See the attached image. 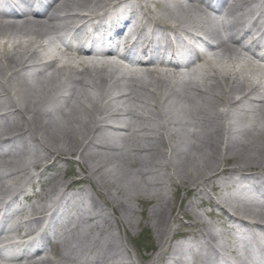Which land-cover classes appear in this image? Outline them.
<instances>
[{
  "label": "bare ground",
  "instance_id": "1",
  "mask_svg": "<svg viewBox=\"0 0 264 264\" xmlns=\"http://www.w3.org/2000/svg\"><path fill=\"white\" fill-rule=\"evenodd\" d=\"M12 1L0 6L1 16L14 12ZM29 2L44 13L30 18L24 11L12 21L0 19V148L10 147L2 153L10 158H0L1 252L14 246V234L32 232L22 248L27 256L12 264H114L107 232L84 199L82 182H88L126 236L134 224L131 202L151 204L142 213L153 226L158 251L148 264H249L256 258L264 264V69L240 53L258 45L264 0L209 1L219 13L213 20L196 4L176 0L24 3ZM130 19L140 23L136 34L148 35L147 43L152 36L154 40V51L132 52L149 62L134 71L110 60L113 53L85 61L64 59L59 49L46 51L49 33L59 29L72 31L83 56L89 54L83 50L96 47L110 51ZM57 20L66 22L58 26ZM16 34L27 40H15ZM186 39L208 45L209 55L188 59L192 46L184 45ZM178 45L183 47L180 61ZM215 56L224 62L212 60ZM152 60L159 66L147 67ZM165 61L172 63L165 66ZM78 85L86 90L78 93ZM147 107L152 110L145 111ZM24 137L43 153L25 158L31 145L16 143ZM117 149L121 151L106 152ZM147 153L165 156L166 162L162 165L160 159L153 168L193 193L176 216L163 188L150 189L148 179L139 178V167L147 174L151 164ZM66 154H79L85 175L73 181L45 177L44 171L57 168V157ZM51 157L53 163L43 162ZM32 166L41 169L39 176L29 174ZM36 185L38 192L23 194L25 187ZM34 198L31 210L22 206ZM206 205L219 210V222L206 221L197 211ZM205 212L215 214L213 209ZM67 216L71 220L65 224ZM182 217L189 221L185 228ZM81 228L83 235L76 240L74 233Z\"/></svg>",
  "mask_w": 264,
  "mask_h": 264
},
{
  "label": "rangeland",
  "instance_id": "2",
  "mask_svg": "<svg viewBox=\"0 0 264 264\" xmlns=\"http://www.w3.org/2000/svg\"><path fill=\"white\" fill-rule=\"evenodd\" d=\"M264 13H262L263 16ZM183 21V20H181ZM65 20H57L56 24L59 25H63L65 24ZM54 31H51L49 33V36L51 37V33H53ZM13 38L17 41H24L27 39H22V35L16 34L13 36ZM48 39V38H47ZM45 44H48V41H45ZM46 50H49L48 45H46ZM45 52V51H44ZM68 57H64V59H67ZM214 61H216L217 63H223L224 61L221 60L220 57H212ZM76 89L81 92H84V90H86L84 87L78 85L76 86ZM144 95L147 93H143ZM148 95V94H147ZM149 96V95H148ZM150 101V100H149ZM132 106L138 107L137 103H132ZM150 108V110L145 109V111H151V107H147ZM0 121V124H2ZM113 122H117L116 120H113ZM116 124V123H114ZM16 143L18 146L21 145H26L28 144L29 146L31 145V151L29 154H24L25 158H30L31 156H39V154L41 155L43 152V149L41 147H38L37 145H33L34 142L29 140V138H20L18 140H16ZM8 147V148H7ZM9 145L5 146L4 148H0V158H5V159H9L10 157H6L3 156L2 157V153L6 152L9 149ZM12 148V147H11ZM21 152V150H19ZM91 152L92 149L89 150H85V152ZM117 151H121L119 149L117 150H107L106 152H109L110 154H114ZM126 154L127 152L129 154H135L136 152H132V150H128V149H123L122 152H125ZM156 153V152H155ZM159 153H163L159 152ZM131 156V155H130ZM57 157V156H55ZM116 156H113V158H115ZM132 157V156H131ZM147 157H148V161L151 163L148 169V173L147 174H142V170L143 167H139V178L140 175L147 178L148 179V187L150 189H156V188H163V190L161 192L166 193L167 198L172 201L175 205V210L173 212V216H176L179 212V207L181 205L185 206V203L188 199L193 197V193H187V191L184 188L181 187H176L175 185H173V182L169 181L168 178H165L164 175H162V173L164 172L163 170L159 172H157L154 168H153V163H155L156 161L160 160L162 161V165L166 162V157L162 156V158H157L152 156L150 153H147ZM59 158L58 163H57V168H50L47 170H43L44 171V176L48 177V176H53V175H57V179L59 180H76V179H81L82 176L85 175V173L83 172L81 166L79 165V154H73V155H64V157H57ZM36 159V158H35ZM55 160L54 157L51 158H47L46 161H43L45 164L49 165L51 163H53ZM106 163V162H105ZM109 164V163H108ZM110 165V164H109ZM111 167V166H110ZM109 168V166H108ZM150 171V172H149ZM29 174L33 175L35 174L36 176H39L41 174V169L37 170L35 169V167H30L29 170ZM44 183V182H42ZM82 187H84L87 191V196L84 195V199L85 201L91 206V210L92 212H96V215L98 218L97 222L99 223L100 227L102 228V231L104 233L107 232V240L109 241V243H111L112 245V249L111 252L109 253L111 256V260L110 261H114V264H140V262L142 261L144 264H148L150 261H148V259H152L153 257L156 256V253L158 251V245H157V238H156V234L155 231L153 229V226L150 225L149 223H146V218H145V214H143L142 212L145 211L146 209L151 208V204L147 203L146 201H143L141 199L139 200H133L131 202V207L134 209L135 214H134V224H132V226L129 228L128 231V235L126 236L123 232V229L119 227L115 215L113 213V211L110 209L109 206L105 205L101 198L99 197V194L97 192V190L88 182H82ZM25 192L23 194H31L33 195L34 193H36V191L38 192L41 187H39V185H36L35 187H25ZM208 190H210V188H207ZM150 193V192H149ZM90 197L95 198L96 200V204H93L92 199ZM23 204L22 206L27 208V210H31L30 206L34 205L36 203L35 198L32 199L29 202L26 201H22ZM20 206V205H19ZM94 209V210H93ZM205 209V210H204ZM211 209L214 210L215 214L213 216H210L209 214H207L205 211H211ZM197 211L203 214V218L206 221H210L213 223H217L219 222V210L216 207H210V205H206L203 207H197ZM73 215V214H72ZM182 221H181V227L185 228V225L189 224V221L187 218L182 217ZM71 220V216H67L63 221L66 223H69ZM70 228H74L75 224H70L69 225ZM37 227V226H36ZM171 227L173 228V230H177V225L171 221ZM219 229V227H218ZM83 233L82 228L78 231H75L74 233V238L76 240H78L79 238H81V234ZM53 239V238H51ZM152 247V248H150ZM153 249V250H152ZM151 250V251H150ZM99 252H101V250L99 249ZM97 254V251H96ZM151 256V258H150ZM141 257H143V259H141ZM82 261V260H81ZM213 263L215 261H212ZM112 264V263H110Z\"/></svg>",
  "mask_w": 264,
  "mask_h": 264
}]
</instances>
